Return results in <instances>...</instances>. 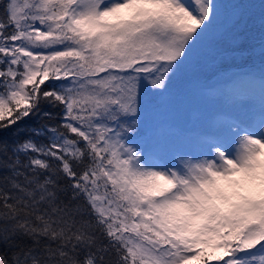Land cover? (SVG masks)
I'll return each mask as SVG.
<instances>
[{"label":"snow or ice","instance_id":"6c2138e0","mask_svg":"<svg viewBox=\"0 0 264 264\" xmlns=\"http://www.w3.org/2000/svg\"><path fill=\"white\" fill-rule=\"evenodd\" d=\"M0 264H264V0H0Z\"/></svg>","mask_w":264,"mask_h":264},{"label":"trees","instance_id":"16d2710c","mask_svg":"<svg viewBox=\"0 0 264 264\" xmlns=\"http://www.w3.org/2000/svg\"><path fill=\"white\" fill-rule=\"evenodd\" d=\"M255 3L259 4L260 0H254Z\"/></svg>","mask_w":264,"mask_h":264}]
</instances>
